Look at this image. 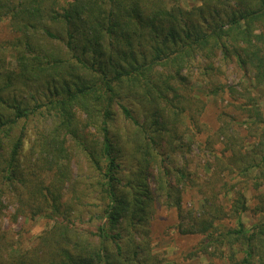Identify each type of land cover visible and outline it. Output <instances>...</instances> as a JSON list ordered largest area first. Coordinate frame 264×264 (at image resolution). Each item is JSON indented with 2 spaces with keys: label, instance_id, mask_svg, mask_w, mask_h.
Segmentation results:
<instances>
[{
  "label": "trees",
  "instance_id": "trees-1",
  "mask_svg": "<svg viewBox=\"0 0 264 264\" xmlns=\"http://www.w3.org/2000/svg\"><path fill=\"white\" fill-rule=\"evenodd\" d=\"M193 1L0 0V25L15 34L0 52V223H50L14 256L0 230V264H156L151 229L161 208L174 211L178 236L195 241L184 259L264 264V191L249 228L243 181L229 205L201 191L200 209L188 210L190 172L172 160L197 141L210 153L220 144L216 158L235 178L254 173L256 188L264 185V154L241 168L225 110L206 128L205 103L185 75L198 69L215 97L227 92L215 77L235 64L264 95V0ZM231 91L264 149L258 98L246 86Z\"/></svg>",
  "mask_w": 264,
  "mask_h": 264
},
{
  "label": "rangeland",
  "instance_id": "rangeland-1",
  "mask_svg": "<svg viewBox=\"0 0 264 264\" xmlns=\"http://www.w3.org/2000/svg\"><path fill=\"white\" fill-rule=\"evenodd\" d=\"M177 2L184 9H189L191 6L197 5L193 0H177ZM14 38L15 34L10 30L8 22L3 21L0 25V52L8 54V50L3 47V44L13 41ZM185 75L189 81V89L192 97L202 100L200 102L201 104L205 103L201 121L206 128L214 130L219 125V121H221L218 116L219 113L225 110L226 116L224 117V122L227 128V137L234 134L233 136L239 139V148L242 155V160L239 163L240 167L246 168L248 166L247 162L251 160L258 162L264 154V149L259 144L260 137L256 138V134L258 136L260 132L258 130L256 133L251 130L253 119L237 111L235 106L237 103L234 102V97L236 96H231L229 93L232 92L231 90L241 91V86L248 87L253 96L258 98V105L263 115L264 95L257 93L251 81L235 64L229 65L224 69L223 74H218L217 78L215 77L217 81L227 87L226 94L215 97H210L207 94L206 86H211L204 82L198 69L195 68ZM190 142L189 136L186 135L183 143L188 144ZM27 147L28 143L26 145ZM215 150V153L207 152L203 150L197 141L194 146L190 147V150L186 154L176 151L178 153L174 156L172 155V160L175 162L174 166L176 164L178 166L179 164L185 165L188 172H190L189 180L185 183L186 191L183 194L185 208L194 211L200 209L201 204L205 200L204 196L200 195L201 191L206 193L204 194L206 197L212 198V195H214L223 205H229L230 200L234 198L233 191H237L233 186H236L239 181H243L241 184V192L246 199L248 210L241 215V221L246 228H249L259 219L254 209V206L258 204V200H255L254 196L264 191V185L256 188L255 185L258 182L254 179V173L250 174L248 172V175L245 177L235 178L234 172H232L233 167L228 166L225 160L219 161L216 158L217 153H220L221 150L220 144L215 147ZM73 163L71 164V170L75 176L79 174V166L82 164L76 158ZM168 166L170 167L171 164H168ZM210 180L217 181V187H210L212 190L204 187L205 185H210ZM220 187H222V190L219 189ZM225 189L228 190V194L224 198L222 195ZM8 211L11 214L13 213L12 209ZM175 217L173 210L161 208L154 226H152L151 235L153 241L151 243V253L156 256V264H221L222 260L219 258V255L212 258L198 256L184 259L187 254L193 252L195 241L192 238L181 237L176 234L173 228L176 220ZM231 222L237 224L236 219H231ZM49 226L50 223L40 217L32 220L21 219L17 223H13L8 215L4 217L0 223V230L5 232L6 240L11 244L7 249V255L14 256L22 254L25 250L35 245L37 242L36 238L44 230L49 228Z\"/></svg>",
  "mask_w": 264,
  "mask_h": 264
}]
</instances>
